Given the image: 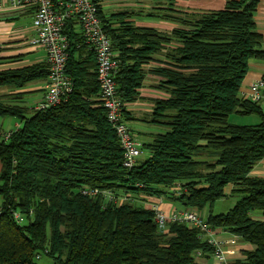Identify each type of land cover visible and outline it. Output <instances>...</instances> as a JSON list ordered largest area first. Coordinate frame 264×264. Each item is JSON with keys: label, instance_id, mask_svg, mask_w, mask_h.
Here are the masks:
<instances>
[{"label": "trees", "instance_id": "trees-1", "mask_svg": "<svg viewBox=\"0 0 264 264\" xmlns=\"http://www.w3.org/2000/svg\"><path fill=\"white\" fill-rule=\"evenodd\" d=\"M153 1L165 2V18L181 26L170 32L135 27L128 13L106 17L98 5L118 61V97L125 105L139 100L147 73L160 77L158 87L166 92L151 100L149 120L165 131L143 143L150 155L131 169L122 164L120 142L99 100L95 54L73 19L64 28L72 80L66 98L36 110L10 101L23 92L0 96V117L19 121L0 138V264H37L41 251L57 264H202L195 253L208 255L213 247L198 229L179 222L160 231L145 204L157 197L182 208L208 207L212 229L252 247L229 264H264V220L251 216H264V177L250 176L264 160V109L240 96L249 61L264 58L254 21L259 0H227L222 9L205 12L175 11V0ZM151 61L162 66L145 71ZM48 74L46 62L2 69L0 88L20 90ZM232 114L256 115L259 122L234 124ZM176 183L179 196L169 190ZM229 184L238 198L227 212L214 214ZM94 187L117 200L80 192ZM127 194L130 201H118Z\"/></svg>", "mask_w": 264, "mask_h": 264}, {"label": "built area", "instance_id": "built-area-1", "mask_svg": "<svg viewBox=\"0 0 264 264\" xmlns=\"http://www.w3.org/2000/svg\"><path fill=\"white\" fill-rule=\"evenodd\" d=\"M11 3L14 6L29 4L34 7L32 24L36 34L30 42L41 46L46 54L49 74L44 81V95L33 108L38 110L57 105L72 90V80L65 70L68 40L64 28L67 21L73 19L80 28L84 42L95 54L99 100L120 142L123 151L122 164L125 168L131 169L143 152L142 144L135 138L124 118L125 103L117 95L115 81L118 61L112 49L111 39L103 29L97 0H11ZM247 98L259 103L264 101L263 79L250 87V95ZM10 133L11 131H5L0 127V138L7 139ZM169 190L174 196H179L182 193V186L176 183ZM80 192L91 196L103 193L108 200H117L114 193L98 187L83 188ZM130 200V194H127L120 197L118 201L122 203ZM162 200V197L149 198L145 203L154 211V218L160 231H166L167 224L170 222H179L189 228H196L200 236L213 247L211 255L216 263L228 264V253L216 240L215 230L201 216V211L194 208H182L166 213L161 206ZM14 217L18 222H23L19 212H14ZM202 254L201 251H197L195 257L199 258Z\"/></svg>", "mask_w": 264, "mask_h": 264}, {"label": "crops", "instance_id": "crops-1", "mask_svg": "<svg viewBox=\"0 0 264 264\" xmlns=\"http://www.w3.org/2000/svg\"><path fill=\"white\" fill-rule=\"evenodd\" d=\"M97 2L106 17L118 13H128L129 18H127V20L135 27L152 28L160 32H170L181 26L180 23L165 18L166 13L162 9L169 7L165 2H156L153 0H97ZM226 2L227 0H175L171 8L175 11L183 12L215 11L222 9ZM33 13L34 7L32 5L24 4L14 6L11 0H0V70L46 62L44 49L30 42L36 34L32 24ZM254 21L255 30L263 37V42L259 48L264 50V0H259L257 3ZM114 24L117 26L118 22ZM75 27L80 33V28L77 24H75ZM156 57L162 58V56L159 55ZM161 66L162 63L151 61L144 66V69L145 71H150L160 68ZM263 76L264 58L251 59L248 64V71L240 87V96L242 98H247L250 95V87L255 82L261 80ZM44 81L45 79H42V83L36 81L37 83L23 90L28 93L30 92L29 95L32 97L38 93L43 97ZM160 83V77L147 73L140 88L141 98L133 103L125 105L126 113L124 112V118L132 131H134V127H138L139 123H146L144 122L145 120H143L144 115L152 114L153 103L151 100L155 98H164L166 96V92L158 87ZM7 90L8 89H0V96H2L1 93L7 92ZM13 92L15 93V91ZM16 92H20V90H16ZM42 97L32 98V102H29L30 106L32 105L31 107H33ZM18 99L21 102L23 98ZM10 101L16 103L17 99H11ZM261 105L264 109V101ZM4 121L2 120L0 122V127L2 129L5 123ZM231 123L241 124L238 122ZM18 126L19 122H15L14 127L17 128ZM136 129H138L137 131H139L145 139L149 140H143L141 141L142 143L150 142L153 135L156 134V132L150 130ZM250 176L264 177V160L257 163L251 171ZM231 190V184L224 188L225 197L230 195ZM162 199L161 206L166 213H171L174 209H182L180 208V203L172 199ZM251 216L255 220H264V216L260 212H252ZM214 236L216 240L221 243L222 248L228 253L227 258L230 263L243 259L242 251L252 248L250 244L243 242L239 237L225 231L216 230ZM199 262L202 264H217L211 253L208 255L202 254L199 257Z\"/></svg>", "mask_w": 264, "mask_h": 264}, {"label": "rangeland", "instance_id": "rangeland-1", "mask_svg": "<svg viewBox=\"0 0 264 264\" xmlns=\"http://www.w3.org/2000/svg\"><path fill=\"white\" fill-rule=\"evenodd\" d=\"M38 83H42V80H37ZM35 83H37L36 81H32V82H29L27 83L24 88L26 87H29V86H32L34 85ZM24 88L20 89V92L22 93L24 90ZM0 89H6V88H0ZM3 91H6V90H3ZM13 93L12 90H7V92H3L1 93L2 97H6V95L8 93ZM16 92V91H15ZM30 92H23L22 94H20L22 96V101L20 102L19 99H17L16 103L19 104V105H22V106H27V107H31L29 102H32L31 99L32 98H36V97H42L41 94H36L34 97H32L31 95H29ZM43 95H44V92H43ZM21 99V98H20ZM32 114L31 111H29L27 113V115H30ZM152 119V114H146L143 116V120H145L144 122L146 123H143L142 124H138V127H134V135H135V138H137L138 141H149L147 139H145L142 134L139 133V131H137L138 129L136 128H139V130H150L152 132H163L165 131L164 128L162 127H159L151 122H149V120ZM4 121V125H3V130L5 131H12L15 127H14V123L15 122H19L17 118L15 117H11V116H6V117H0V122L1 121ZM229 121L230 122H238V123H241V124H245V125H254V124H257L259 122V118L256 116V115H247V116H237L236 114H232L229 118ZM132 130V129H131ZM142 144V149H143V143L141 142ZM150 155V153L148 151H145L143 150L142 154L139 156V159L138 160H144L146 159L148 156ZM238 197L236 196H226V197H223L217 201H215L214 205H213V213L214 214H219V213H225L227 212L235 203V201L237 200ZM180 205V204H179ZM181 206V205H180ZM182 208V207H180ZM208 207L204 208L203 211L200 212L201 216L205 219L206 215L208 214ZM34 261L37 263V264H57L56 261L49 257L48 255H46L44 252H40L38 254V256H36L34 258ZM196 261L199 262V258H196ZM230 262H228L229 264Z\"/></svg>", "mask_w": 264, "mask_h": 264}, {"label": "water", "instance_id": "water-1", "mask_svg": "<svg viewBox=\"0 0 264 264\" xmlns=\"http://www.w3.org/2000/svg\"><path fill=\"white\" fill-rule=\"evenodd\" d=\"M248 3H250V1H248Z\"/></svg>", "mask_w": 264, "mask_h": 264}]
</instances>
